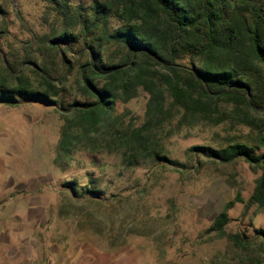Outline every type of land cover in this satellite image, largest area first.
Here are the masks:
<instances>
[{
	"label": "rangeland",
	"instance_id": "374dc122",
	"mask_svg": "<svg viewBox=\"0 0 264 264\" xmlns=\"http://www.w3.org/2000/svg\"><path fill=\"white\" fill-rule=\"evenodd\" d=\"M61 1L74 8H88L93 2ZM53 4L0 0V85H14L21 74L33 87L45 90L31 62L48 65L49 50L43 49L48 45H40L37 38L63 28L50 9ZM67 56L74 66L56 83L60 91L55 98L89 100L78 84L84 58L70 51ZM27 58L30 63L18 71L7 68L8 61ZM149 97L139 89L130 101H118L107 122H65L49 102L0 103V236L20 230L33 239L43 236L48 264H88L90 251L109 252L113 264H264V206L238 202L229 210L227 231L244 234L241 247L208 231L236 192L248 199L260 171L242 159L224 164L189 150L244 142L264 152V125L259 119L253 126L243 123L257 114L250 109L235 113L231 104L221 102L214 116L224 120L216 123L202 113L173 108L171 119L149 134L145 150L135 139L121 140L118 135L144 124ZM167 102L169 106L171 98ZM64 113L74 118L71 110ZM66 123L75 124L80 136L70 137L62 150ZM130 152L137 155L134 163L126 158ZM67 181L76 182L77 193ZM89 188L105 193L98 197L86 192Z\"/></svg>",
	"mask_w": 264,
	"mask_h": 264
},
{
	"label": "trees",
	"instance_id": "16d2710c",
	"mask_svg": "<svg viewBox=\"0 0 264 264\" xmlns=\"http://www.w3.org/2000/svg\"><path fill=\"white\" fill-rule=\"evenodd\" d=\"M53 3L50 9L57 12L63 28L55 27L52 35L37 38L40 45H48L43 47L49 50L48 65L31 62L45 90L33 87L20 74L14 85H0V103L49 102L65 122L84 118L107 122L118 101L128 102L143 89L150 95L146 121L138 128L120 130L118 136L121 140L135 139L145 150L149 149V134L171 119L173 108L202 113L220 123L224 119L214 115L221 102L228 103L235 113L250 109L257 114V118H246V125H256L257 119L264 125V0H93L88 8H74L61 0ZM69 51L84 58L78 69V84L89 100L65 102L55 98L60 91L56 83L62 82L74 66L67 56ZM27 59L8 61L7 68L14 73L30 63ZM167 97L171 98L169 106ZM66 109L74 118L65 116ZM100 113H104L102 118ZM74 126L64 125L61 149L70 137L80 136ZM139 145L133 146L134 150ZM189 150L224 164L242 159L260 171L248 199L236 192L208 228L236 247L243 246L244 234L227 231L229 210L238 202L245 207L264 206V152H256L253 145L244 142L220 148L196 145ZM136 157L135 152L126 154L131 163ZM161 159L181 165L166 156ZM66 185L77 193L75 181ZM86 192L98 197L105 193L100 188Z\"/></svg>",
	"mask_w": 264,
	"mask_h": 264
},
{
	"label": "crops",
	"instance_id": "0c3cea01",
	"mask_svg": "<svg viewBox=\"0 0 264 264\" xmlns=\"http://www.w3.org/2000/svg\"><path fill=\"white\" fill-rule=\"evenodd\" d=\"M22 219L25 221L27 218ZM28 219L31 223L34 221L33 217ZM21 232V230L12 231L7 237L0 236V260L3 261H0V264H48L45 260L47 248L44 244V237L38 236L33 239L30 233ZM90 253L93 258L85 260L89 262L88 264H113L109 252L90 251Z\"/></svg>",
	"mask_w": 264,
	"mask_h": 264
}]
</instances>
